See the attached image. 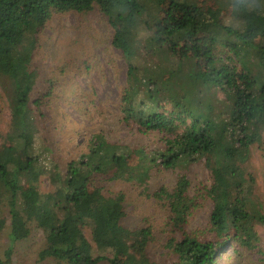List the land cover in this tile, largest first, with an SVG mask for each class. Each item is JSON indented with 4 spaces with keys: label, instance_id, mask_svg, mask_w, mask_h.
Masks as SVG:
<instances>
[{
    "label": "trees",
    "instance_id": "1",
    "mask_svg": "<svg viewBox=\"0 0 264 264\" xmlns=\"http://www.w3.org/2000/svg\"><path fill=\"white\" fill-rule=\"evenodd\" d=\"M211 2L0 0V80L16 125L9 135L15 128L17 141L0 146V212L8 209L12 243L27 239L35 222L46 237L39 261L52 258L58 264H217L227 247L231 262L257 248L264 206L255 197L248 163L252 148L264 143V0ZM96 8L128 66L121 119L143 133L162 135V145L152 157L143 154L134 163V149L97 134L89 151L63 175L59 166L50 161L45 166L35 154L34 116L42 117L49 93L33 95L35 53L39 34L54 15L86 16ZM238 65L253 76L241 79ZM200 160L211 173V184L199 193L192 195L186 175L171 189L149 193L150 164L174 169ZM45 170L53 193L42 194L32 182L31 173L40 176ZM95 177L106 184L140 185L167 208V224L161 232L149 222L128 228L124 194L104 193ZM198 197L212 208L206 227L189 231L190 218L200 208ZM4 225L0 219V229ZM86 226L96 251L111 257L94 254ZM153 246L166 250L169 263L152 259Z\"/></svg>",
    "mask_w": 264,
    "mask_h": 264
},
{
    "label": "rangeland",
    "instance_id": "2",
    "mask_svg": "<svg viewBox=\"0 0 264 264\" xmlns=\"http://www.w3.org/2000/svg\"><path fill=\"white\" fill-rule=\"evenodd\" d=\"M213 0H198V4L211 5ZM204 6V5H203ZM113 30L96 8L86 16L75 13L56 14L39 34V44L35 53L37 85L34 96L45 97L42 103L43 115H35L33 131L37 130L35 154L45 166L50 161L59 166L63 175L68 165L78 161L89 151L94 136L102 134L109 141L123 143L136 151L133 161L137 163L145 156L152 157L154 150L162 145V135L143 133L137 125L125 124L121 119L120 101L127 87L128 66L122 54L112 46ZM205 53V48H201ZM241 79L253 76L247 66L238 65ZM218 98H224L218 92ZM162 110L166 109L162 106ZM12 112L0 80V146H16L17 141L9 135L16 126L12 122ZM9 135V136H8ZM50 146L52 151L46 147ZM142 166L146 165L143 161ZM41 167V165H39ZM148 175L149 193L161 188H173L181 175L191 182L192 195L211 184V173L204 160L188 167L177 166L165 169L160 163L150 164ZM248 173L255 180V197L264 206V143L252 148L248 163ZM33 183H37L42 194L54 192L48 170L43 175L31 173ZM95 185L104 193H122L125 196L127 217L125 225L137 229L147 222L161 232L169 219V212L163 203L153 196L145 195L143 187L124 180L102 183L95 177ZM26 191L30 190L27 178L23 180ZM200 208L190 218L188 229H204L208 223L212 203L198 197ZM0 219L5 225L0 229L1 264H58L52 258L39 261V253L45 247V234L35 222L30 223V236L19 242L10 240L11 219L8 209L3 207ZM260 241L257 248L246 254L242 260L231 262V248L218 257L217 264H264V227L257 226ZM84 233L94 249V254L111 257L106 251H96L92 240V229L84 227ZM11 249V255L6 252ZM166 250L153 246L151 257L159 262L171 259L164 257ZM229 255V256H228ZM64 264V263H61Z\"/></svg>",
    "mask_w": 264,
    "mask_h": 264
}]
</instances>
